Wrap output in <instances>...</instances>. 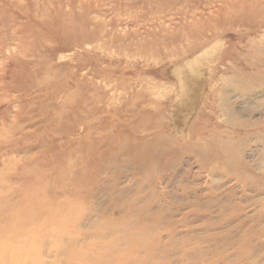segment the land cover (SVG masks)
<instances>
[{
	"label": "rangeland",
	"instance_id": "374dc122",
	"mask_svg": "<svg viewBox=\"0 0 264 264\" xmlns=\"http://www.w3.org/2000/svg\"><path fill=\"white\" fill-rule=\"evenodd\" d=\"M0 264H264V0H0Z\"/></svg>",
	"mask_w": 264,
	"mask_h": 264
},
{
	"label": "bare ground",
	"instance_id": "6f19581e",
	"mask_svg": "<svg viewBox=\"0 0 264 264\" xmlns=\"http://www.w3.org/2000/svg\"><path fill=\"white\" fill-rule=\"evenodd\" d=\"M224 98H227V97H224ZM224 100V99H223Z\"/></svg>",
	"mask_w": 264,
	"mask_h": 264
}]
</instances>
